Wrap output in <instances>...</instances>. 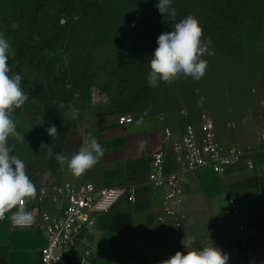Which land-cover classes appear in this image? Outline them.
I'll list each match as a JSON object with an SVG mask.
<instances>
[{
    "label": "rangeland",
    "instance_id": "rangeland-1",
    "mask_svg": "<svg viewBox=\"0 0 264 264\" xmlns=\"http://www.w3.org/2000/svg\"><path fill=\"white\" fill-rule=\"evenodd\" d=\"M171 7L184 15L140 19L122 34L90 40L62 32L70 27L68 9H18L14 17L0 15V33L12 46L10 75H21V86L29 94L13 113L24 139L9 138L12 154L26 161L31 144L34 151L41 142L47 145L50 125L104 126L123 115H131L135 121L157 118L164 127L177 131L184 122H197L201 114L208 113L222 140L258 141L264 128V0H183ZM188 15L198 19L204 38L211 40L212 54L202 57L208 61L205 75L199 80L181 76L174 83L150 87L149 61L158 36ZM32 47L41 49L40 54L29 52ZM51 84L57 96L68 95L63 122L43 117L45 101L38 96ZM69 105L79 110L75 120L66 115ZM230 123L236 128L231 130ZM229 222L213 221L165 234L157 227L148 238L141 264H160L177 251L186 254L181 243L186 234L196 237L194 248L211 241L229 255L228 264H237V239L216 229Z\"/></svg>",
    "mask_w": 264,
    "mask_h": 264
},
{
    "label": "crops",
    "instance_id": "crops-1",
    "mask_svg": "<svg viewBox=\"0 0 264 264\" xmlns=\"http://www.w3.org/2000/svg\"><path fill=\"white\" fill-rule=\"evenodd\" d=\"M56 127L58 136L54 140L50 137L47 147L37 144L36 151L31 144L24 161L36 189L53 181L75 185L92 182L98 188L132 186L133 199L123 198L109 212L99 215L84 241L95 253L94 264H141L148 238L156 232L162 213L161 193L148 179L153 153L164 150L167 170L177 168L171 146L165 143L162 121L138 119L122 125L114 119L104 126L61 123ZM88 134L97 138L104 155L94 168L76 177L66 165L62 168L57 163L55 154L70 157ZM251 145L259 147L258 141ZM255 157L253 170L242 161L224 174L205 168L188 177L183 183L188 219L184 227L172 232L230 219L227 227L218 225L216 229L228 231L237 239L236 263H264V151L257 149ZM230 198L240 204L243 231L230 216ZM47 243V235L38 228L12 227L11 213L0 220V264H42L40 250Z\"/></svg>",
    "mask_w": 264,
    "mask_h": 264
},
{
    "label": "built area",
    "instance_id": "built-area-1",
    "mask_svg": "<svg viewBox=\"0 0 264 264\" xmlns=\"http://www.w3.org/2000/svg\"><path fill=\"white\" fill-rule=\"evenodd\" d=\"M118 122L127 125L135 122V119L131 115H123ZM229 128L235 129L236 124L230 123ZM164 139L171 146L177 168L168 171L167 153L159 150L152 155L148 173L150 183L162 196L158 231L163 234L186 224L187 199L183 183L188 177L205 168L224 174L242 161H246L248 168L253 170L257 149L264 151V128L258 137V148L251 144L226 142L208 113L201 114L197 122H184L177 131L171 126L165 127ZM132 188L129 184L98 188L92 182L78 185L71 182L46 183L37 190L35 200L22 202L32 212L34 222L18 226L11 219V225L14 228H38L47 235L48 243L40 250L42 264H94L95 253L85 243L84 236L94 228L99 215L109 212L123 198L132 200ZM229 208L231 218L243 231L244 221L238 200L230 198Z\"/></svg>",
    "mask_w": 264,
    "mask_h": 264
},
{
    "label": "clouds",
    "instance_id": "clouds-1",
    "mask_svg": "<svg viewBox=\"0 0 264 264\" xmlns=\"http://www.w3.org/2000/svg\"><path fill=\"white\" fill-rule=\"evenodd\" d=\"M172 0H159L156 5L159 13L175 19L177 10L171 7ZM157 47L149 61L148 84L158 87L161 82L174 83L181 76L201 79L207 70L208 61L203 59L211 55V40L204 38L203 28L195 16L188 15L172 26L171 31L161 33L157 38ZM12 53L9 40L0 33V220L6 213H11L12 221L18 225H29L34 222L32 212L22 202L35 200L37 189L26 172L25 162L13 153L9 146V138L16 141L24 139L17 130V122L13 113L28 100V93L22 88L23 77L11 74L8 60ZM64 108L63 102L59 104ZM66 115L75 120L79 110L71 105ZM53 140L58 136L56 125L46 129ZM47 147L41 142V148ZM51 155V153H50ZM104 155L103 146L97 138L88 134L83 138L79 150L71 156L55 154L59 165L67 166L68 171L76 177L84 175L94 168ZM15 209V211H13ZM195 236H186L181 243L185 252L177 251L160 264H228L229 255L209 241L200 248H194ZM252 264V261H250Z\"/></svg>",
    "mask_w": 264,
    "mask_h": 264
},
{
    "label": "trees",
    "instance_id": "trees-1",
    "mask_svg": "<svg viewBox=\"0 0 264 264\" xmlns=\"http://www.w3.org/2000/svg\"><path fill=\"white\" fill-rule=\"evenodd\" d=\"M183 0H172V6L180 5ZM159 0H0V15L4 17L12 16L18 9H32L38 11L41 8L49 7L55 9L69 10L66 16L70 18V27L61 29L70 34H78L87 37L89 40L98 36L102 37L110 34H122L133 29L134 22L140 19L155 18L161 20L168 18L159 13L156 5ZM65 13V12H64ZM61 15V12H60ZM64 15V14H62ZM183 16L182 10L176 14ZM13 19V18H11ZM20 48V49H19ZM18 49L20 53L23 45ZM39 55L41 49L32 47L29 52ZM22 54V53H21ZM31 54L29 53V57ZM76 87V86H75ZM38 99H44L45 107L43 117L46 121H64L65 107L60 108V102L64 105L68 101V95L57 96L52 84L48 88H43ZM41 97V98H40Z\"/></svg>",
    "mask_w": 264,
    "mask_h": 264
}]
</instances>
